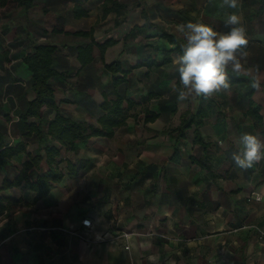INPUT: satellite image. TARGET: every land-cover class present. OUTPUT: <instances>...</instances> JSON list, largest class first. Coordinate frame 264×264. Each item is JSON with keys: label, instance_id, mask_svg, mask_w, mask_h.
Listing matches in <instances>:
<instances>
[{"label": "crops", "instance_id": "obj_1", "mask_svg": "<svg viewBox=\"0 0 264 264\" xmlns=\"http://www.w3.org/2000/svg\"><path fill=\"white\" fill-rule=\"evenodd\" d=\"M112 1L124 7L108 0L0 4V151L23 147L0 153V264H264V160L242 170L232 159L242 134L264 139V0H239L236 9L223 0ZM231 13L243 26L258 25L245 27L241 71L229 67V90L178 101L173 61L180 54L172 49L185 42L179 27L202 22L227 32ZM37 44L55 49L53 99L26 117L34 94L22 60ZM89 44L91 59L81 65L77 51ZM114 61L115 77L105 69ZM116 95L123 124L109 137L76 141L75 151L61 148L63 177L44 198L34 200L24 181L2 187L29 157L59 147L45 132L56 111L99 128L101 103ZM198 108L206 115L197 131L192 125L178 136ZM85 218L90 228L81 226Z\"/></svg>", "mask_w": 264, "mask_h": 264}, {"label": "trees", "instance_id": "obj_2", "mask_svg": "<svg viewBox=\"0 0 264 264\" xmlns=\"http://www.w3.org/2000/svg\"><path fill=\"white\" fill-rule=\"evenodd\" d=\"M5 1H13L25 9H28L33 5V0H0V4ZM138 1V5H140L141 0ZM108 2L116 8L124 7L112 0H108ZM112 6L109 10H113ZM80 15H83V13H79L78 10L75 9L74 16L77 17ZM76 34L88 35L89 33L86 31H80ZM161 35L164 36L168 42H174V39L170 35L166 33H162ZM107 44H109V42H105L103 47ZM91 48L92 46L89 44L84 48L78 49L77 59L81 65H84L91 59ZM172 50L182 54L181 50L177 46ZM54 53L55 49L53 46L48 44H37L33 47L30 53H27L23 57L22 61L31 75V90L34 94L33 99L28 103L25 112L26 117L38 116L40 107L53 99V88L49 81L55 75L52 65ZM85 54H87V57L83 60L82 58ZM105 69L113 77H115V75L120 71L119 64L116 61L105 65ZM123 79L124 74L120 77L114 78L112 82L113 86H117L123 81ZM128 103L129 102H127V104ZM100 108L104 114L98 119L99 128L72 121L56 111L53 118L48 122L45 132L52 141L59 144V147L50 145L45 148L44 157L40 155L29 157L28 160L22 164V168L18 176L12 182L4 180L2 182V187L7 188L10 186H17L24 181L28 184L29 189L35 193L34 200L44 198L48 194L52 184L59 182L63 177V173L58 167L61 148L75 151L74 143L76 141L86 140L91 136L109 137L112 135L115 127L123 124L125 108L123 99L120 96L116 95L112 100H104L101 103ZM205 115L206 112L203 109L198 108L193 118H190L189 120H182L180 122L179 126L176 128L177 135L182 136L183 133L192 125H194L195 131H197V128L201 125ZM152 117L153 116L145 117V120H149ZM25 128L29 132H35V134H39L40 132L39 128L33 123L26 124ZM195 137L197 138V136ZM22 149V145H17L15 148H6L0 151V153L13 155ZM66 170L67 174L70 175H73L76 171L74 166L69 163H67ZM7 201L16 200L8 199ZM0 209H3L2 206H0Z\"/></svg>", "mask_w": 264, "mask_h": 264}, {"label": "clouds", "instance_id": "obj_3", "mask_svg": "<svg viewBox=\"0 0 264 264\" xmlns=\"http://www.w3.org/2000/svg\"><path fill=\"white\" fill-rule=\"evenodd\" d=\"M239 0H223V6L236 9ZM225 26L227 32H219L202 22H188L181 25L185 42L181 44L182 54L173 63L179 74L182 87L173 88L180 102L190 97L210 98L216 93L230 89L228 69L239 73L248 53L247 30L241 18L228 14ZM221 146L223 142L221 141ZM239 151L233 153L235 165L247 170L264 160V139L258 135L244 133L238 138Z\"/></svg>", "mask_w": 264, "mask_h": 264}, {"label": "built area", "instance_id": "obj_4", "mask_svg": "<svg viewBox=\"0 0 264 264\" xmlns=\"http://www.w3.org/2000/svg\"><path fill=\"white\" fill-rule=\"evenodd\" d=\"M256 200H258L257 197H254ZM81 226L84 228H90L91 226V221L89 218H85L83 220H81ZM264 236V231L263 230H258V238L261 239Z\"/></svg>", "mask_w": 264, "mask_h": 264}, {"label": "rangeland", "instance_id": "obj_5", "mask_svg": "<svg viewBox=\"0 0 264 264\" xmlns=\"http://www.w3.org/2000/svg\"><path fill=\"white\" fill-rule=\"evenodd\" d=\"M164 1V3L166 4V5H173V4H175V0H163ZM256 26H258V25H256L255 23H253L252 25H245L244 27H248L249 29L251 28V29H253V30H257V28H256ZM171 28L172 29H174V27L173 26H171Z\"/></svg>", "mask_w": 264, "mask_h": 264}]
</instances>
